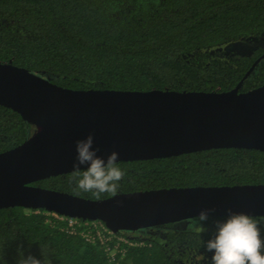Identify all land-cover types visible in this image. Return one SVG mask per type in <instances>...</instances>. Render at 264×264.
<instances>
[{"label":"trees","instance_id":"16d2710c","mask_svg":"<svg viewBox=\"0 0 264 264\" xmlns=\"http://www.w3.org/2000/svg\"><path fill=\"white\" fill-rule=\"evenodd\" d=\"M235 42L251 47H228ZM0 61L70 89L227 91L242 80L238 91H248L264 84V0H0ZM34 131L0 104V152ZM117 164L124 172L117 193L264 183V150L256 148ZM74 171L31 184L97 199L70 182ZM224 216H210L204 232L197 231L198 216L123 230L131 243L116 245L87 240L95 231L90 222L79 220L72 231L45 209L1 207L0 264H18L21 252L40 259L44 253L48 264H211L205 242L214 218ZM252 217L264 236V216Z\"/></svg>","mask_w":264,"mask_h":264},{"label":"water","instance_id":"95a60500","mask_svg":"<svg viewBox=\"0 0 264 264\" xmlns=\"http://www.w3.org/2000/svg\"><path fill=\"white\" fill-rule=\"evenodd\" d=\"M241 81L227 91L80 90L0 61V104L35 125L27 140L0 152V208L98 219L115 232L178 222L210 208V216L228 209L264 216V183L138 190L103 199L31 184L75 170L76 141L89 133L97 155L106 159L116 151L118 161L217 147L264 150V84L242 92ZM37 122L46 123L41 133Z\"/></svg>","mask_w":264,"mask_h":264},{"label":"clouds","instance_id":"9594fccd","mask_svg":"<svg viewBox=\"0 0 264 264\" xmlns=\"http://www.w3.org/2000/svg\"><path fill=\"white\" fill-rule=\"evenodd\" d=\"M94 137L89 133L84 139L76 141L75 171L70 179L76 189L91 193L99 199L102 194L115 195L119 182L124 177L117 164L118 152L112 151L105 159L97 155L93 147ZM80 165H87L81 170ZM214 208L202 209L198 214V232L207 231L205 222L209 221ZM214 231L205 242V251L212 253L211 264H264V236L256 219L244 212L227 210L223 218H214ZM21 252L18 264H48L45 259Z\"/></svg>","mask_w":264,"mask_h":264},{"label":"built area","instance_id":"2783aa9c","mask_svg":"<svg viewBox=\"0 0 264 264\" xmlns=\"http://www.w3.org/2000/svg\"><path fill=\"white\" fill-rule=\"evenodd\" d=\"M50 212V211H49ZM52 215L58 218H63L67 220L68 227L73 231L75 226L79 225V220L82 221L84 225H87L88 222L95 228L94 234H85V237L89 241L98 240L101 243H105L107 241L114 240L116 241V245L123 242V243H131L129 239H127L123 234V230L120 231H112L111 229L107 228L105 224L98 219H79L75 217H69L61 214H57L55 212H51ZM108 249V247H106Z\"/></svg>","mask_w":264,"mask_h":264},{"label":"rangeland","instance_id":"374dc122","mask_svg":"<svg viewBox=\"0 0 264 264\" xmlns=\"http://www.w3.org/2000/svg\"><path fill=\"white\" fill-rule=\"evenodd\" d=\"M228 47L235 49L237 51L244 52L251 47V43H249V42H235V43L230 44V46H228Z\"/></svg>","mask_w":264,"mask_h":264},{"label":"bare ground","instance_id":"6f19581e","mask_svg":"<svg viewBox=\"0 0 264 264\" xmlns=\"http://www.w3.org/2000/svg\"><path fill=\"white\" fill-rule=\"evenodd\" d=\"M37 124H38V128H37L38 130H37V132H39V133L43 132L45 130L46 123L37 122Z\"/></svg>","mask_w":264,"mask_h":264}]
</instances>
